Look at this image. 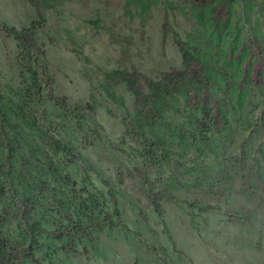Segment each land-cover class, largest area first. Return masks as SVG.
I'll return each mask as SVG.
<instances>
[{"label": "rangeland", "instance_id": "1", "mask_svg": "<svg viewBox=\"0 0 264 264\" xmlns=\"http://www.w3.org/2000/svg\"><path fill=\"white\" fill-rule=\"evenodd\" d=\"M210 1L0 0V20L11 28L45 18L34 52L65 101L50 99L41 72L42 95H34L27 73L33 52L0 26L4 264H264V0H236L226 21L216 19L225 17V0ZM173 31L201 50L220 85L211 107L224 124L197 144L182 148L172 139L168 168L141 156L140 139L128 135L135 98L104 74L137 69L148 92L147 79L182 66ZM166 113L181 123L187 112L174 103ZM121 136L129 154L112 142ZM165 185L170 192L161 194L157 212L149 189ZM70 219L86 232L63 241L48 236L67 233ZM29 220L44 230L34 248Z\"/></svg>", "mask_w": 264, "mask_h": 264}, {"label": "trees", "instance_id": "2", "mask_svg": "<svg viewBox=\"0 0 264 264\" xmlns=\"http://www.w3.org/2000/svg\"><path fill=\"white\" fill-rule=\"evenodd\" d=\"M188 1L193 3H211L210 0ZM235 1L236 0H225L223 5L225 17L218 15L216 19L222 18V21H226L230 16L229 5L233 4ZM220 9L222 8L219 6L216 7V14ZM39 17V19L32 20L24 30L11 28L6 22L1 20L0 26L6 32L15 35L22 42V46H24L23 43H25L26 50L33 52V65L27 67V73L29 74L34 95L37 97L42 95V83L39 79V72H41L42 75L46 77L50 99L55 101L58 105H63L65 101H61L59 97L54 95L53 85L49 83L48 79L52 78L47 74L46 61L42 59L38 52H34L36 46L34 39L36 30L45 22L43 16ZM87 23L93 26H97L98 24L97 21L93 20H89ZM168 24L169 22L167 20L163 24L165 32H168ZM173 33L175 35V42L181 53L182 66L180 69L170 68L169 71L164 72L159 79H147V84L149 86L148 92H144L139 85L142 74L137 69L129 71L127 69L116 68L104 74L108 81L125 83L135 98L134 113L129 112L130 121L128 123V135H133L137 139H140L142 149H140L139 152L141 156L151 164H160V162H164L168 168H171L172 161L175 159L171 149V145L173 144L172 139L178 138L179 146L182 148L187 141L197 144L199 141H206L211 131L220 129L224 124L220 115L214 113L211 107L212 96L218 91L217 86L220 85L214 82L208 73L206 60L201 50L189 40L179 38L176 31H173ZM102 87L110 100L125 108V103L122 99L111 94L106 86L102 85ZM169 98L174 100V102L169 103L171 102ZM174 103L187 112L185 120L181 123H173L171 114L166 113L167 109L173 107ZM141 120L150 128L151 134H147L142 129L143 124L140 123ZM163 128L168 129V135L162 133ZM112 137L114 138V136ZM115 138H118L119 142L113 140V144L127 153L128 147H126V139L123 136ZM65 148L66 147L61 146L59 150L65 151ZM127 154H129V152ZM169 192L168 185H165L160 191H157L156 187H151V189H149L152 204L157 212L161 211V194H169ZM27 193L28 192L25 193V199L32 201V198L29 197ZM99 196L104 200L107 199L104 191H99ZM167 198L171 199L169 195ZM198 206L201 208L209 207L208 204H199ZM84 210L87 212L88 208ZM186 210L192 213L190 209ZM114 211L115 215L119 217V211L117 209H114ZM88 213L93 215V210H90ZM4 221V217H0V225H3ZM30 221L31 220L25 221L24 226L31 247L34 248L37 244V234L44 230L39 222L33 221L31 223ZM123 225L124 227H128L125 222H123ZM69 226L72 229H68L67 233L59 232L60 234H52L48 232L47 234L50 238L63 241L64 239L72 237V234L76 235L86 232V229H82L81 225L73 219H70ZM4 241L5 240L0 237V264H4V258H6Z\"/></svg>", "mask_w": 264, "mask_h": 264}]
</instances>
